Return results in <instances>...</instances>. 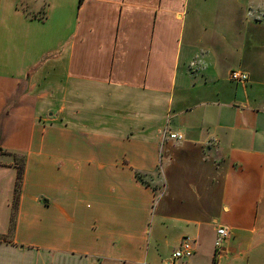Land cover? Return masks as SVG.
I'll use <instances>...</instances> for the list:
<instances>
[{
  "label": "crops",
  "instance_id": "1",
  "mask_svg": "<svg viewBox=\"0 0 264 264\" xmlns=\"http://www.w3.org/2000/svg\"><path fill=\"white\" fill-rule=\"evenodd\" d=\"M0 264H264V0H0Z\"/></svg>",
  "mask_w": 264,
  "mask_h": 264
},
{
  "label": "built area",
  "instance_id": "2",
  "mask_svg": "<svg viewBox=\"0 0 264 264\" xmlns=\"http://www.w3.org/2000/svg\"><path fill=\"white\" fill-rule=\"evenodd\" d=\"M229 79L236 82H243L247 80V74L238 69H231L228 73ZM161 135L163 138L173 140H181L183 138L181 133L173 132L167 128H163ZM230 231L225 225H219L216 228L213 245L215 249L221 248L229 241ZM192 253V240L188 237L181 239L179 246L174 250L173 256L175 258L188 257Z\"/></svg>",
  "mask_w": 264,
  "mask_h": 264
},
{
  "label": "rangeland",
  "instance_id": "3",
  "mask_svg": "<svg viewBox=\"0 0 264 264\" xmlns=\"http://www.w3.org/2000/svg\"><path fill=\"white\" fill-rule=\"evenodd\" d=\"M51 116H52V115H51ZM59 118H63V117L60 116ZM62 120H63L64 123L71 122V121H67V120H64V119H62ZM62 120H61V121H62ZM57 121H60V120L58 119ZM50 122H54V121H50ZM50 122H47V123H50ZM55 122H56V120H55ZM70 124H71V123H70ZM157 174H158V173L156 172L155 175H157ZM155 175H154V178H155ZM139 176H140V178H141L143 181H145V180H144V177H142L141 174H140ZM151 179H153V177H152ZM146 181H147V179H146Z\"/></svg>",
  "mask_w": 264,
  "mask_h": 264
},
{
  "label": "trees",
  "instance_id": "4",
  "mask_svg": "<svg viewBox=\"0 0 264 264\" xmlns=\"http://www.w3.org/2000/svg\"><path fill=\"white\" fill-rule=\"evenodd\" d=\"M19 176H20V171H19Z\"/></svg>",
  "mask_w": 264,
  "mask_h": 264
}]
</instances>
